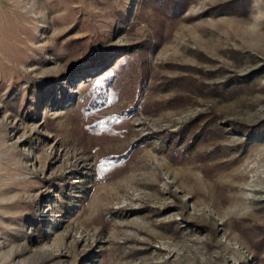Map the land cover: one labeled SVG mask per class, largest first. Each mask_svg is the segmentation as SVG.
Here are the masks:
<instances>
[{"label": "rangeland", "instance_id": "rangeland-1", "mask_svg": "<svg viewBox=\"0 0 264 264\" xmlns=\"http://www.w3.org/2000/svg\"><path fill=\"white\" fill-rule=\"evenodd\" d=\"M0 264H264V0H0Z\"/></svg>", "mask_w": 264, "mask_h": 264}, {"label": "trees", "instance_id": "trees-1", "mask_svg": "<svg viewBox=\"0 0 264 264\" xmlns=\"http://www.w3.org/2000/svg\"><path fill=\"white\" fill-rule=\"evenodd\" d=\"M172 10H175L176 4L171 5Z\"/></svg>", "mask_w": 264, "mask_h": 264}]
</instances>
